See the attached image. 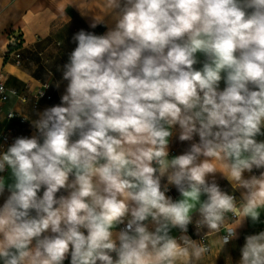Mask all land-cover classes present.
Wrapping results in <instances>:
<instances>
[{
	"label": "clouds",
	"instance_id": "1",
	"mask_svg": "<svg viewBox=\"0 0 264 264\" xmlns=\"http://www.w3.org/2000/svg\"><path fill=\"white\" fill-rule=\"evenodd\" d=\"M100 24L72 36L60 103L0 151V264L199 261L229 213L224 246L260 222L264 0H103ZM173 136L190 143L170 158ZM244 240L236 264H264V231Z\"/></svg>",
	"mask_w": 264,
	"mask_h": 264
},
{
	"label": "crops",
	"instance_id": "2",
	"mask_svg": "<svg viewBox=\"0 0 264 264\" xmlns=\"http://www.w3.org/2000/svg\"><path fill=\"white\" fill-rule=\"evenodd\" d=\"M86 10L87 14L82 15L81 11ZM101 12H103V0H0V73L8 88L21 93L28 84L35 91L41 82L49 81L55 93L54 105L59 104L67 84L61 79V68L67 62L70 52L76 47L72 36L81 29L98 35L104 34L107 31L105 24L97 25L94 29L90 27L93 16ZM66 16L70 17L69 23ZM109 20L110 18H106V23ZM13 29H21L25 38L22 49L24 59L20 66L12 61L5 62L3 59L8 35ZM46 107V102H36L32 95L26 101L21 100L17 95H11L4 104L5 111L14 110L28 117L30 121L36 119L37 113ZM5 124L3 113L0 115V131ZM261 140H264V137ZM169 150L170 158L178 155L174 147L169 146ZM253 174L259 175V171L254 170ZM248 175L249 173L246 172L245 176ZM7 176L8 173L5 177ZM216 181L222 190V185H227L229 190L233 189L229 181L219 172L216 173ZM170 187L171 191L167 195L174 200L180 199L175 187ZM236 191L240 195V191ZM7 194L5 192L4 196L0 197V205L3 204ZM236 222L238 221L232 223V226ZM177 231L178 229H174L171 234L176 236ZM260 231H264V211L261 212L259 223L253 224L251 220H246L238 229L239 238L228 245L224 246L221 243L222 232L219 234L209 232L210 251L197 261L189 260L187 253L178 250L174 264H236L240 259V248L245 242V236ZM65 264H69V261L66 260Z\"/></svg>",
	"mask_w": 264,
	"mask_h": 264
},
{
	"label": "built area",
	"instance_id": "3",
	"mask_svg": "<svg viewBox=\"0 0 264 264\" xmlns=\"http://www.w3.org/2000/svg\"><path fill=\"white\" fill-rule=\"evenodd\" d=\"M25 45L24 34L21 29H13L8 35V43L5 51L3 52V59L5 62L12 61L15 65L23 64V46ZM0 84L3 85L4 91L0 93V115L4 113V118L6 120V124L2 131H0V151L6 150V147L10 145L13 140L17 136H31L34 133V129L31 126V121L25 115L18 113L14 110H4V104L9 100L11 95H17L23 101H26L30 95L34 97L36 102H46L47 107L54 105L55 93L52 90L51 82L45 81L41 82L40 86L33 91L31 87L27 84L23 92H18L15 89L8 88L2 74L0 73ZM44 93L42 97L40 94ZM9 112L15 113L12 119H8ZM4 176L6 175L3 174ZM224 191H227L230 194H234L237 198L240 197L237 191H233V189L229 190L227 185H222ZM171 191V187H170ZM169 191V192H170ZM229 222L225 223L224 227L221 229L222 235L225 234L227 228L233 227L232 223L235 221L231 219L232 214L229 213ZM196 228L194 224H190L188 226V235H190L194 240H199L201 237L195 234ZM209 234L207 238L199 241L201 244L207 245L209 251L211 249V245L209 243ZM180 232L177 231V235L179 236Z\"/></svg>",
	"mask_w": 264,
	"mask_h": 264
},
{
	"label": "rangeland",
	"instance_id": "4",
	"mask_svg": "<svg viewBox=\"0 0 264 264\" xmlns=\"http://www.w3.org/2000/svg\"><path fill=\"white\" fill-rule=\"evenodd\" d=\"M200 59L203 60V57L201 56ZM200 66L201 65H197V67H200ZM223 87H224V84H223V82H221V88H223ZM262 137H264V136L258 137V139H261ZM196 139H198V137ZM189 143L190 142H187V141L181 142V141H179L178 137L173 136L171 143H170V146L177 149L178 154H181L189 146Z\"/></svg>",
	"mask_w": 264,
	"mask_h": 264
}]
</instances>
